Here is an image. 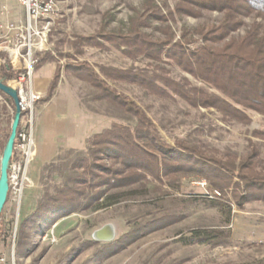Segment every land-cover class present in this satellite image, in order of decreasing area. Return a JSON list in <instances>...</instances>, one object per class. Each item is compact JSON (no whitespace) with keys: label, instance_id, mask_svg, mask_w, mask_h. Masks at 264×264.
I'll list each match as a JSON object with an SVG mask.
<instances>
[{"label":"rangeland","instance_id":"rangeland-1","mask_svg":"<svg viewBox=\"0 0 264 264\" xmlns=\"http://www.w3.org/2000/svg\"><path fill=\"white\" fill-rule=\"evenodd\" d=\"M156 1L159 4L162 2ZM144 2L59 0L57 13L50 19L49 46L46 51L37 54V67L49 63L56 71H60L58 87L60 83L61 86L57 87L59 91L56 89L55 93L59 92L61 98L51 107L45 108L47 114L58 115L59 126L53 131L46 130L47 126L42 127L40 138L45 143L44 148L50 145L63 148L42 166L39 184L29 189L33 194L37 193L30 197L32 212L25 216L27 202L24 194L21 211L18 212L8 201L0 216V250L8 255L11 264H264V202L251 201L242 209L234 203L230 223L225 224V216L218 209L191 202V194L221 198L218 191L209 189L207 181L197 175L181 178L177 183L178 189L170 188L167 183L169 179L163 178V188L168 193L163 189L161 193L155 188L154 185L160 186L155 180L143 191L144 194L129 193L143 187L124 189L119 191L117 199L112 200L114 202L103 199L100 207L64 217L42 235H35L33 230L27 229L25 241L20 238L24 223L36 212L44 194L54 192L62 182L58 169L67 172L69 162L77 155L87 154L89 140L94 134L102 133L114 124L136 125L130 114L104 99L91 84L77 78L68 65L89 64L107 86L145 112L165 144L175 146L177 142H183L201 149L210 157L228 160L226 158L229 155L242 158L249 151L250 142H253L260 148L264 160V117L249 112L252 122L248 125L228 122L214 109L194 108L179 98L159 97L136 84L107 76L115 70L149 73L163 67L175 81L187 78L193 85L201 86L177 66L167 63V59L158 63L144 58H130L125 53V47H116L102 37L109 32H127L131 19L143 11ZM169 3L171 7L174 6L171 1ZM221 18L219 13L206 12L201 19L177 18L169 22L168 26L178 41L184 28L193 30L202 25L218 23ZM20 22L25 20L21 19ZM166 26L154 23L152 28L144 32L162 39L164 34L161 31ZM88 37L96 38L102 47L83 44L80 39ZM34 91L40 96L35 104L34 121V138L38 144L41 129L38 110L47 103L45 98L48 91L45 95ZM71 97L76 100L79 109H59L60 99L70 100ZM255 132L259 135L256 136ZM1 159L0 154V170ZM44 159L45 152L38 156L40 166ZM34 164L33 161L31 167ZM49 164L50 169L44 173V166ZM202 183H206L205 186ZM229 198L232 199L230 195ZM161 217H173L176 220L131 243L119 253L107 257L102 253L104 244L114 242L138 224ZM199 228L229 232V243L218 246L183 245L182 237L190 236L192 230ZM105 229L112 233L111 239L98 236ZM3 230L7 232L5 238L2 236ZM92 242L97 244L92 245Z\"/></svg>","mask_w":264,"mask_h":264},{"label":"trees","instance_id":"trees-1","mask_svg":"<svg viewBox=\"0 0 264 264\" xmlns=\"http://www.w3.org/2000/svg\"><path fill=\"white\" fill-rule=\"evenodd\" d=\"M206 12L219 13L222 18L218 23L193 30L184 28L176 41L177 36L168 26L169 22L184 17L201 19ZM154 23L167 25L161 31L164 38L144 32ZM241 31L244 33L240 34ZM102 37L116 47H125L130 58L158 63L167 59V63L177 66L201 86L193 85L187 78L175 81L163 67L149 73L110 71L107 74L110 78L136 84L159 97L179 98L194 108L214 109L228 122L248 125L252 122L249 112L264 117V0H162L160 4L156 0H145L143 11L131 19L127 32H109ZM80 40L85 45L102 47L94 37ZM0 58L3 60L0 81L10 85L23 70L14 69L6 53L0 52ZM68 69L95 87L104 99L130 114L136 125L114 124L110 129L94 134L89 140L87 154L77 155L69 162L67 172L58 169L62 182L54 192L44 194L36 212L24 223L22 240L27 238V229L42 235L64 217L98 208L104 200L117 199L119 191L124 189L143 187L129 193L144 194L155 180L160 186L154 187L161 193L163 190L168 193L163 188V178L169 179L167 183L174 189H178L177 183L183 177L197 175L206 180L209 189L218 191L221 198L191 194V202L218 209L225 216V224L230 223L234 203L242 209L251 201L264 202V160L260 148L253 142L242 158L229 155L228 160L215 159L183 142H177L175 146L165 144L145 112L107 86L89 64L68 65ZM59 79L60 71L57 70L46 102L55 95ZM0 100V154L3 155L16 110L14 103L1 91ZM50 167L51 164L44 166L43 172ZM175 220L161 217L138 224L114 242L104 244L102 253L106 257L119 253ZM6 235L3 230L2 236L5 238ZM229 239V232L199 228L192 230L190 236L182 237L181 241L185 246H218L227 245Z\"/></svg>","mask_w":264,"mask_h":264},{"label":"built area","instance_id":"built-area-1","mask_svg":"<svg viewBox=\"0 0 264 264\" xmlns=\"http://www.w3.org/2000/svg\"><path fill=\"white\" fill-rule=\"evenodd\" d=\"M25 10V22L0 24V50L17 52L24 68L14 80L13 87L20 99L22 117L9 166L8 201L21 211L25 191L32 186L29 176L30 166L37 155V143L34 138L35 104L40 96L34 91L32 79L39 63L37 54L49 46L51 21L57 13L59 0H19ZM8 36H17L12 46ZM2 100V99H1ZM206 183H202L205 186ZM219 194V193H217ZM14 259V251L12 253ZM0 264H11V260L0 250Z\"/></svg>","mask_w":264,"mask_h":264},{"label":"crops","instance_id":"crops-1","mask_svg":"<svg viewBox=\"0 0 264 264\" xmlns=\"http://www.w3.org/2000/svg\"><path fill=\"white\" fill-rule=\"evenodd\" d=\"M21 19L25 20L26 14H25V10L22 7V5L20 4L19 0H0V24H7V23L17 24L20 22ZM16 38H17V36H8V41H9L10 45L13 46L15 44ZM0 52H4V51L0 50ZM4 53H6L8 55L9 63L14 69L20 70L21 68L24 67L23 62H22V60H20L17 52L13 51L11 54L7 53V52H4ZM2 63H3V60L0 58V65ZM55 71H56L55 67H53L49 63L41 66L40 68L36 67V70L34 73L35 75L33 78L34 89L37 90V92L41 93L42 95H45L49 89V86H50L53 78H54ZM14 84H15V81L10 82L11 86H13ZM60 86H61V83H60ZM60 86L58 88H60ZM57 91H59V90L57 89ZM58 93L59 92H56L54 97L52 98V100L45 103L38 110L39 114H40L39 117L41 119V122H40L41 129L39 128L37 155L34 159V162L36 163V165L34 164L32 167L30 166V179L32 182V187H29L25 193V200L27 202L26 208H25V216H28L32 212V203L30 201V197L32 195L37 194V193L33 194V192L29 189H32V188L36 187V185L39 184L40 169L42 168V166L45 163H47L48 161H50L51 159L56 157L59 153V150L61 148H63V147H59L57 145H56V147L54 145H50L49 147L44 148L45 143L40 138V136L42 134L41 133L42 127L47 126L46 130L53 131L54 129H56L59 126V124H58L59 122L57 121L58 115H55V113H48L47 114L45 111V108L51 107L57 101V99L61 98V96L59 97ZM71 98H70V100L66 99V98L60 99L61 103H60L59 109H62V107L63 108L74 107L77 111V109H79L78 103H76V100H73V98L72 99ZM76 105H77V107H76ZM43 148H44V150H43ZM44 152H45V159H44V161H42L41 166H40L37 162L38 156H40Z\"/></svg>","mask_w":264,"mask_h":264},{"label":"water","instance_id":"water-1","mask_svg":"<svg viewBox=\"0 0 264 264\" xmlns=\"http://www.w3.org/2000/svg\"><path fill=\"white\" fill-rule=\"evenodd\" d=\"M0 91L7 95L8 100L12 101L15 106V116L11 126V133L3 151L1 159V170H0V216L7 204L9 196V166L13 156L14 145L17 137L18 128L20 125V120L22 117V111L20 107V99L17 90L11 86L6 85L0 81ZM108 229V228H107ZM105 229V231L107 230ZM104 232V231H103ZM111 239V238H110Z\"/></svg>","mask_w":264,"mask_h":264},{"label":"bare ground","instance_id":"bare-ground-1","mask_svg":"<svg viewBox=\"0 0 264 264\" xmlns=\"http://www.w3.org/2000/svg\"><path fill=\"white\" fill-rule=\"evenodd\" d=\"M98 236L101 238L110 239L112 237V233L107 230L104 233L98 234Z\"/></svg>","mask_w":264,"mask_h":264}]
</instances>
